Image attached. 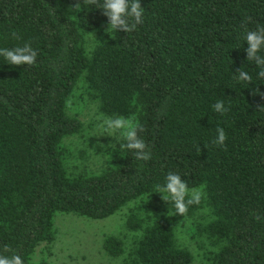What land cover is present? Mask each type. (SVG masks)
<instances>
[{
	"label": "trees",
	"instance_id": "trees-1",
	"mask_svg": "<svg viewBox=\"0 0 264 264\" xmlns=\"http://www.w3.org/2000/svg\"><path fill=\"white\" fill-rule=\"evenodd\" d=\"M77 2L81 10L70 11ZM140 3L143 22L126 33L83 0H0V48L30 42L37 52L32 66L0 56V252L7 245L6 256L49 264L30 257L52 241L56 213L101 219L134 202L126 261L188 264L173 231L204 203L209 217L195 230L213 264H264V98L252 94L264 93V78L244 38L264 26V0ZM240 68L251 83L233 79ZM76 90L105 117L143 126L151 158L120 149L118 137L95 169L73 163L64 139L83 129L69 111ZM218 100L228 112L213 109ZM217 127L223 146L212 143ZM169 172L204 197L184 216L156 190ZM101 248L117 256L122 243L105 235Z\"/></svg>",
	"mask_w": 264,
	"mask_h": 264
},
{
	"label": "rangeland",
	"instance_id": "rangeland-1",
	"mask_svg": "<svg viewBox=\"0 0 264 264\" xmlns=\"http://www.w3.org/2000/svg\"><path fill=\"white\" fill-rule=\"evenodd\" d=\"M70 102L69 111L79 118L83 129L79 135L64 139L69 151L67 157L73 163L81 161L87 168L95 169L101 157L114 152L119 134L109 135L99 127L103 123L101 118L105 116L80 90L73 92ZM203 202L204 200L201 204ZM133 205L134 202H128L113 214L101 219L73 213H56L53 217L52 241L39 243L30 260H45L49 264H129L126 260L133 242L130 235L134 232L125 228V220L128 208ZM207 217L209 209L203 203L174 228L173 241L186 247L191 253L188 264H213L210 255L206 253L208 245L205 239L198 237L200 233L197 234L195 230V226L201 225ZM105 235H115L120 239L122 251L117 256H110L102 250L101 243Z\"/></svg>",
	"mask_w": 264,
	"mask_h": 264
},
{
	"label": "clouds",
	"instance_id": "clouds-1",
	"mask_svg": "<svg viewBox=\"0 0 264 264\" xmlns=\"http://www.w3.org/2000/svg\"><path fill=\"white\" fill-rule=\"evenodd\" d=\"M83 4L94 5L97 9L102 10L104 16L108 18V28L113 30H122L126 33L132 32L137 28V25L143 22V8L140 0H83ZM81 10V3H75L70 11L79 12ZM13 38L19 40L17 33H12ZM245 41L248 47L245 49L247 53V61H253L260 69L258 78H264V26L257 25L254 30H247L245 34ZM0 56H2L8 64L19 66H32L36 63L37 52L31 46L30 42L24 43L22 46L14 48H0ZM233 79L241 82L251 83L252 76L242 70L237 69L233 74ZM260 95L264 98V93L259 89H255L252 93ZM213 109L221 114L229 111L222 100H218ZM264 110V106L258 107ZM103 123L99 125L104 132L109 135L119 134L123 140L120 149L127 148L134 151L135 157L138 160L147 161L151 158V152L147 150L145 141L138 135L143 132V126L137 124L134 118H126L123 116L102 117ZM218 135L212 143L223 146L227 136L224 128L217 127ZM166 183L161 186L157 185V192L162 193L164 201H171L174 204L176 214L184 216L188 212L189 206L199 204L202 198V192L196 188L190 189L186 181H184L178 173L169 172L166 176ZM259 219V216L256 217ZM11 249L5 245L3 252H10ZM0 252V264H25L22 257L13 253L11 256H6Z\"/></svg>",
	"mask_w": 264,
	"mask_h": 264
}]
</instances>
